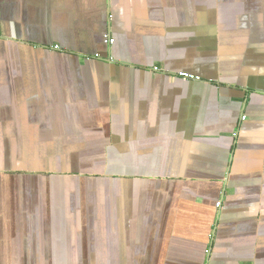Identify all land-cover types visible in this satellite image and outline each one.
<instances>
[{
  "label": "crops",
  "instance_id": "obj_1",
  "mask_svg": "<svg viewBox=\"0 0 264 264\" xmlns=\"http://www.w3.org/2000/svg\"><path fill=\"white\" fill-rule=\"evenodd\" d=\"M7 1L0 264H264V0Z\"/></svg>",
  "mask_w": 264,
  "mask_h": 264
},
{
  "label": "rangeland",
  "instance_id": "obj_2",
  "mask_svg": "<svg viewBox=\"0 0 264 264\" xmlns=\"http://www.w3.org/2000/svg\"><path fill=\"white\" fill-rule=\"evenodd\" d=\"M20 2H25V0H15L14 2V7L15 9H17V6L18 8H23V4H20ZM33 4V3H32ZM9 5H10V2L7 1V0H0V10L3 9V15H2V23H3V26H2V31L3 32H6V17H7V10L9 8ZM1 17V16H0ZM5 36V35H3Z\"/></svg>",
  "mask_w": 264,
  "mask_h": 264
},
{
  "label": "built area",
  "instance_id": "obj_3",
  "mask_svg": "<svg viewBox=\"0 0 264 264\" xmlns=\"http://www.w3.org/2000/svg\"><path fill=\"white\" fill-rule=\"evenodd\" d=\"M114 41V39H110V42H113ZM180 76H182L183 78H197V77H195V76H193V75H190L189 73H186V72H181L180 73ZM218 205H220V203H218Z\"/></svg>",
  "mask_w": 264,
  "mask_h": 264
},
{
  "label": "trees",
  "instance_id": "obj_4",
  "mask_svg": "<svg viewBox=\"0 0 264 264\" xmlns=\"http://www.w3.org/2000/svg\"><path fill=\"white\" fill-rule=\"evenodd\" d=\"M2 39V38H1Z\"/></svg>",
  "mask_w": 264,
  "mask_h": 264
}]
</instances>
